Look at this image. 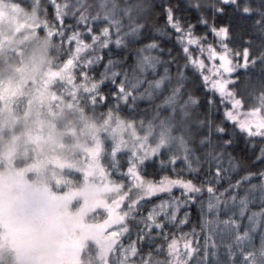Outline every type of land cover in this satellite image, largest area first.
Segmentation results:
<instances>
[{"label":"trees","instance_id":"1","mask_svg":"<svg viewBox=\"0 0 264 264\" xmlns=\"http://www.w3.org/2000/svg\"><path fill=\"white\" fill-rule=\"evenodd\" d=\"M0 1L53 33L54 66L73 68V87L54 90L76 116L100 124L114 112L158 147L142 163L105 152L128 217L88 241L80 264H264V132L236 127L210 84V71L226 73L208 59L213 50L245 61L229 74L233 102L245 114L264 109V0Z\"/></svg>","mask_w":264,"mask_h":264},{"label":"rangeland","instance_id":"2","mask_svg":"<svg viewBox=\"0 0 264 264\" xmlns=\"http://www.w3.org/2000/svg\"><path fill=\"white\" fill-rule=\"evenodd\" d=\"M52 34L34 14L0 1V264H80L88 241L104 238L128 217L119 212L122 196L113 194L122 186L110 180L105 152L113 163L119 152L142 163L158 151L114 112L100 124L76 116L72 103L54 90L57 82L73 87V68L69 62L54 66ZM226 56L210 50L209 61H219L226 73L210 71V84L232 106L228 115L240 131L264 132V109L245 114L233 102L229 74L246 62L233 66ZM67 169L80 172L86 183L75 185ZM22 207L29 214L11 220ZM98 210H108L107 216L89 219ZM30 214H46L50 222L31 232L23 226Z\"/></svg>","mask_w":264,"mask_h":264},{"label":"flooded vegetation","instance_id":"3","mask_svg":"<svg viewBox=\"0 0 264 264\" xmlns=\"http://www.w3.org/2000/svg\"><path fill=\"white\" fill-rule=\"evenodd\" d=\"M29 210L30 209L28 208L22 207L16 210L13 213V216L10 217V219L13 221L23 219L24 216H27L29 214ZM49 222H50V217L46 214H40L37 216L30 214L28 218L25 219L23 226H25V228L28 229L29 231L36 233V232H41L43 229H45ZM44 243L47 244V246L52 247L50 245V240L48 241L46 240Z\"/></svg>","mask_w":264,"mask_h":264}]
</instances>
